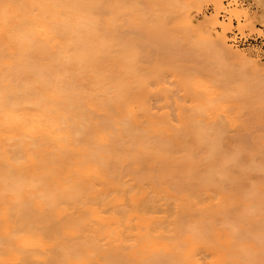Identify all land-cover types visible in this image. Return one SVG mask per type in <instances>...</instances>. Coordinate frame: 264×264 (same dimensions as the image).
Returning a JSON list of instances; mask_svg holds the SVG:
<instances>
[{"label":"bare ground","instance_id":"bare-ground-1","mask_svg":"<svg viewBox=\"0 0 264 264\" xmlns=\"http://www.w3.org/2000/svg\"><path fill=\"white\" fill-rule=\"evenodd\" d=\"M138 1L0 0V264H264V65Z\"/></svg>","mask_w":264,"mask_h":264},{"label":"rangeland","instance_id":"rangeland-1","mask_svg":"<svg viewBox=\"0 0 264 264\" xmlns=\"http://www.w3.org/2000/svg\"><path fill=\"white\" fill-rule=\"evenodd\" d=\"M233 2H227L226 0H223L222 5L216 8L211 0H194L190 3L185 2V6L183 10H180L177 12L176 8H168L163 3L162 0H139L136 3V6L134 8L139 10V14H133V9L127 6V8H130L129 10H132V14L129 13L128 10L126 13L122 14H114L115 7L109 6L107 11L110 12L109 17H118L121 18V20L126 21H132L136 20L139 22L140 19H146L151 22L154 21V18L160 17L163 20H167L169 22V27L174 26L178 23H181L184 18L187 17V13L190 14L192 18H194L195 24L197 23H206L207 21H212L213 17L216 16L220 21L223 22L224 26H227L231 24V30L229 32L225 33L226 39L228 40V46L233 51L242 52L244 54H247L249 58L252 60L258 61V63L263 66L264 65V58L260 55V50L257 47L248 48V49H240L230 44V34H232L235 30H238L240 32H249V34H258L261 35V31L258 29V26L264 25V0H232ZM177 4L184 3V0H177ZM221 13H224L222 16ZM249 14L251 16V20H247L245 17H240V19L237 18V16H243L245 14ZM139 17V18H138ZM138 18V19H137ZM237 18V19H236ZM148 21V22H149ZM134 22V21H133ZM156 22L154 21V24ZM203 23V24H204ZM249 23V24H248ZM147 23L146 25H148ZM153 22L149 25L152 26ZM153 24V26H154ZM248 24V25H247ZM125 27L118 28L122 29L123 31ZM135 28V27H134ZM137 28V27H136ZM142 28V27H141ZM146 28V26H143V30ZM141 30V29H140ZM124 31L128 35H138L141 33L138 28L129 31L128 28H125ZM147 31V30H146ZM125 33V34H126ZM216 33V34H215ZM223 33L222 28H219L214 31V36L220 35ZM126 34V35H127ZM127 35V36H128ZM264 67V66H263ZM253 80L254 83H256V86L264 85V77H261L259 75L253 74ZM166 82L168 83V86L170 88H173L172 86V80L168 76L163 77ZM258 83V84H257ZM154 87L151 88L152 92H154ZM264 114V113H263Z\"/></svg>","mask_w":264,"mask_h":264},{"label":"built area","instance_id":"built-area-1","mask_svg":"<svg viewBox=\"0 0 264 264\" xmlns=\"http://www.w3.org/2000/svg\"><path fill=\"white\" fill-rule=\"evenodd\" d=\"M227 2L233 1L226 0ZM221 15L223 16L224 13H221ZM258 29L261 31V35L235 30L230 34V44L240 49L257 47L260 50V55L264 58V25L258 26Z\"/></svg>","mask_w":264,"mask_h":264}]
</instances>
